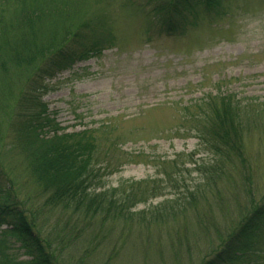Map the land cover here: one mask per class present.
Listing matches in <instances>:
<instances>
[{"label":"rangeland","instance_id":"1","mask_svg":"<svg viewBox=\"0 0 264 264\" xmlns=\"http://www.w3.org/2000/svg\"><path fill=\"white\" fill-rule=\"evenodd\" d=\"M142 1L130 0L127 9L124 0L110 1L116 47L46 80L42 101L60 135L103 129L99 138L120 140L102 173L103 190L138 183L157 196L137 202L128 221L84 222L48 205L9 142L0 151L12 201L35 219L62 264H199L264 199V0H224L223 15L203 19L182 37L147 33L137 10ZM6 87L5 133L4 113L16 108L24 83L0 81V90ZM219 94L256 112L245 137V174L239 167L211 173L213 156L184 129V110ZM181 155L169 179L159 165ZM15 253L26 259L18 247Z\"/></svg>","mask_w":264,"mask_h":264},{"label":"trees","instance_id":"2","mask_svg":"<svg viewBox=\"0 0 264 264\" xmlns=\"http://www.w3.org/2000/svg\"><path fill=\"white\" fill-rule=\"evenodd\" d=\"M110 1L0 0V81L24 83L16 108L4 113L6 133L0 124V151L9 142L11 152L19 153L49 206L84 222L119 224L134 216L137 202L156 197V190L138 183L103 190L102 173L112 167L110 159L115 158L120 140L99 138L103 129L60 135L63 129L42 101L46 80L116 47L113 23L106 15ZM223 2L143 0L137 10L146 16L147 33L182 37L198 29L203 19L223 15ZM130 4L124 0L121 8ZM10 8L13 16L7 19ZM10 91V87L0 90V102ZM255 117V110L235 96L219 94L185 109L182 122L213 156L210 172L224 176L233 167L245 174V137L256 125ZM182 156L159 165L169 179ZM5 180L0 153V264H62L41 237L35 219L12 201ZM227 229L199 264H264V199L253 202ZM17 247L26 259L16 255Z\"/></svg>","mask_w":264,"mask_h":264}]
</instances>
